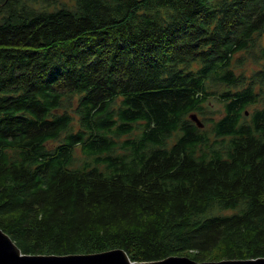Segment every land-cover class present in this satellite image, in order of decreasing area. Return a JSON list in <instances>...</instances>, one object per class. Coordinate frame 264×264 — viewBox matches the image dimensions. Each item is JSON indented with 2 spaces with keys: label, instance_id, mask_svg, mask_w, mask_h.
<instances>
[{
  "label": "trees",
  "instance_id": "16d2710c",
  "mask_svg": "<svg viewBox=\"0 0 264 264\" xmlns=\"http://www.w3.org/2000/svg\"><path fill=\"white\" fill-rule=\"evenodd\" d=\"M71 1L0 0V228L26 254L264 257V0Z\"/></svg>",
  "mask_w": 264,
  "mask_h": 264
},
{
  "label": "water",
  "instance_id": "95a60500",
  "mask_svg": "<svg viewBox=\"0 0 264 264\" xmlns=\"http://www.w3.org/2000/svg\"><path fill=\"white\" fill-rule=\"evenodd\" d=\"M190 118L199 127H203L197 113L190 114ZM0 264H264V257L198 261L186 255H176L156 261H133L121 248L97 253L26 254L12 237L0 228Z\"/></svg>",
  "mask_w": 264,
  "mask_h": 264
},
{
  "label": "rangeland",
  "instance_id": "374dc122",
  "mask_svg": "<svg viewBox=\"0 0 264 264\" xmlns=\"http://www.w3.org/2000/svg\"><path fill=\"white\" fill-rule=\"evenodd\" d=\"M62 2H66L68 5H71L72 1L71 0H61ZM262 42H264V40H262ZM239 65V63L236 61L235 62V67L237 68V66ZM261 67V63L256 62L255 59L251 56H247V59L245 60L243 65H240V69H237V71H245L247 75H251L255 70L260 69ZM214 107L217 108V110H219L221 108V105L218 103L214 104ZM199 119L201 120V122L203 123V127L202 128H208L211 123L208 121H206L205 118H203L202 116L198 115ZM82 153L79 149H77V153H76V159L78 161V163L82 162Z\"/></svg>",
  "mask_w": 264,
  "mask_h": 264
}]
</instances>
